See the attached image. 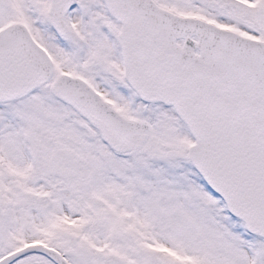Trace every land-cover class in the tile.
Segmentation results:
<instances>
[{"label": "snow or ice", "instance_id": "snow-or-ice-1", "mask_svg": "<svg viewBox=\"0 0 264 264\" xmlns=\"http://www.w3.org/2000/svg\"><path fill=\"white\" fill-rule=\"evenodd\" d=\"M0 264H264V0H0Z\"/></svg>", "mask_w": 264, "mask_h": 264}]
</instances>
